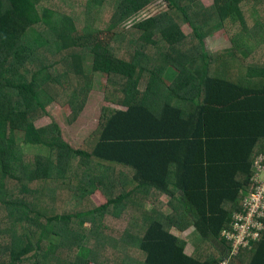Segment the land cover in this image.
Here are the masks:
<instances>
[{"label": "trees", "instance_id": "16d2710c", "mask_svg": "<svg viewBox=\"0 0 264 264\" xmlns=\"http://www.w3.org/2000/svg\"><path fill=\"white\" fill-rule=\"evenodd\" d=\"M157 1L0 0V264H264V231L230 261L223 235L264 157V0H162L124 26ZM222 28L232 46L210 51ZM87 58L112 106L75 148L36 122L54 102L80 117Z\"/></svg>", "mask_w": 264, "mask_h": 264}, {"label": "rangeland", "instance_id": "374dc122", "mask_svg": "<svg viewBox=\"0 0 264 264\" xmlns=\"http://www.w3.org/2000/svg\"><path fill=\"white\" fill-rule=\"evenodd\" d=\"M213 2L214 0H201L198 4L202 8L211 5ZM166 8V3L162 0H159L156 3H153L150 7H148L144 12L140 13L138 16H136L134 19H132V17L129 21L124 24V26L126 28H130L131 25L135 24L141 19L157 14L165 10ZM75 9L79 10L78 8ZM185 30L186 32H189L190 28L185 27ZM206 44L210 51L212 50L214 52L232 46L229 33L224 28L219 29L214 33H211L206 38ZM85 68L87 73L92 74L93 76V87L89 96L88 104L83 113L80 115V117L73 123L69 122L68 117L70 115V109L67 106L63 107L60 106L58 103L54 102L47 106L48 116H45L44 118L36 122V126H43L45 124L55 122L61 129L63 139L75 148L80 147L85 141V139H87L98 127L102 108L104 106L111 105L110 103L105 101V90L108 79L107 74L99 71H94L91 58L86 59ZM174 75L175 72L171 70L167 75V79H172ZM18 140L20 148L25 154H47L48 152L45 147L37 145H26L21 140V138H19ZM91 198L98 205L104 204L106 202V198L100 191L95 192L91 196ZM164 200L167 204V213H171L180 206L179 202L168 196H165ZM149 207L152 208V204L149 205ZM87 227H89V224L87 225ZM191 229L189 230L190 232H188L186 235H181V237H184L188 240L187 251L190 254L196 248V245L201 242V236L197 233L196 230H194L193 228ZM78 240L80 242H83L82 237H78Z\"/></svg>", "mask_w": 264, "mask_h": 264}, {"label": "built area", "instance_id": "2783aa9c", "mask_svg": "<svg viewBox=\"0 0 264 264\" xmlns=\"http://www.w3.org/2000/svg\"><path fill=\"white\" fill-rule=\"evenodd\" d=\"M255 168L254 190L245 197L243 210L234 214L233 229L223 231V235L233 244L228 261L242 248L252 247L261 239L264 231V157L256 161Z\"/></svg>", "mask_w": 264, "mask_h": 264}, {"label": "crops", "instance_id": "0c3cea01", "mask_svg": "<svg viewBox=\"0 0 264 264\" xmlns=\"http://www.w3.org/2000/svg\"><path fill=\"white\" fill-rule=\"evenodd\" d=\"M165 196H167V195H165ZM164 196V197H165ZM164 197H163V199H164ZM169 197V196H168ZM149 205H151V204H149L148 203V207H149ZM150 208V207H149ZM194 230H195V228H193ZM190 230V229H189ZM187 231V232H185V233H181V232H179L178 230L176 231V234L177 235H186L188 232H190V231ZM192 230V229H191ZM179 233V234H178ZM182 238H184V237H182ZM184 239H186V238H184ZM187 240V239H186ZM188 241V240H187ZM261 250H262V252L264 253V247L263 248H261ZM253 257H254V254H253V251L252 250H249V251H245V253L243 254V258L245 259V262H247V261H250L251 259H253ZM261 260H264V258L262 257V259ZM235 264H238V263H235ZM240 264V263H239Z\"/></svg>", "mask_w": 264, "mask_h": 264}]
</instances>
